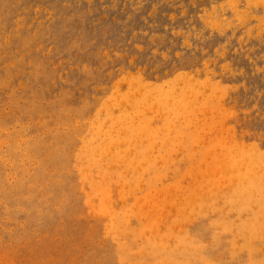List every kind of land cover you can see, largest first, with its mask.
<instances>
[{
	"label": "rangeland",
	"instance_id": "rangeland-1",
	"mask_svg": "<svg viewBox=\"0 0 264 264\" xmlns=\"http://www.w3.org/2000/svg\"><path fill=\"white\" fill-rule=\"evenodd\" d=\"M230 1L0 0V264H264V1Z\"/></svg>",
	"mask_w": 264,
	"mask_h": 264
},
{
	"label": "bare ground",
	"instance_id": "bare-ground-1",
	"mask_svg": "<svg viewBox=\"0 0 264 264\" xmlns=\"http://www.w3.org/2000/svg\"><path fill=\"white\" fill-rule=\"evenodd\" d=\"M231 1H232V0H231ZM231 1H230V2H231ZM263 1H264V0H263ZM252 2H253V0H252ZM252 2H251V4H252ZM236 3H237V2H236ZM259 3H261V2H259ZM253 4H254V3H253ZM230 5H231V4H230ZM237 10H238V9H237ZM235 11H236V10H235ZM247 12H248V11H247ZM210 14H211V13H210ZM241 14H242V13H241ZM241 14H240V16H241ZM251 17H252V16H251ZM207 22H208V21H207ZM262 22H263V21H262ZM215 25H216V24H215ZM215 25H214V26H215ZM259 25H260V24H259ZM214 26H213V27H214ZM218 26H219V24H218ZM226 26H227V25H226ZM219 27H220V26H219ZM219 27H218V28H219ZM227 28H228V27H227ZM212 31H213V30H212ZM256 34H257V33H256ZM241 37H242V36H241Z\"/></svg>",
	"mask_w": 264,
	"mask_h": 264
}]
</instances>
